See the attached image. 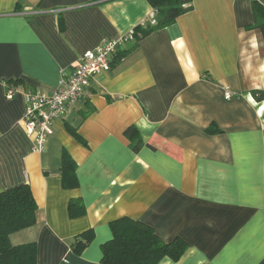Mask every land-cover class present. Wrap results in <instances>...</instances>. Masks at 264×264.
<instances>
[{
  "label": "crops",
  "instance_id": "crops-1",
  "mask_svg": "<svg viewBox=\"0 0 264 264\" xmlns=\"http://www.w3.org/2000/svg\"><path fill=\"white\" fill-rule=\"evenodd\" d=\"M191 4L169 26L122 43L34 151L23 92H54L83 52L146 27L152 8L147 0H0V191L29 185L36 222L8 240L34 242L37 264H101V244L121 217L187 243L178 260L157 264H264V100L251 94L264 88L261 34L247 28L251 0ZM64 157L76 165L73 187L63 185ZM72 199L81 215L70 214ZM88 229L92 240L75 253L74 237Z\"/></svg>",
  "mask_w": 264,
  "mask_h": 264
},
{
  "label": "trees",
  "instance_id": "trees-1",
  "mask_svg": "<svg viewBox=\"0 0 264 264\" xmlns=\"http://www.w3.org/2000/svg\"><path fill=\"white\" fill-rule=\"evenodd\" d=\"M100 1V0H92ZM155 10V24L135 27L134 37L137 43L147 34L169 26L176 18L192 8V0H147ZM253 23L247 28L257 29L262 38L264 49V5L259 0H251ZM8 86L15 85L9 81ZM255 100H264V88L251 92ZM132 149L137 150L142 142L135 127L125 130ZM264 137V129H263ZM76 165L69 157L63 158L62 178L64 187H73ZM84 209L78 199L69 203V212L78 216ZM37 219V205L28 184H19L0 191V264H37L34 242L11 245L8 235L21 228L33 225ZM112 237L101 244V264H157L162 258L178 260L185 252L187 243L180 237L166 242L145 223L121 217L111 222ZM93 231L88 229L74 237L71 244L75 253L92 240Z\"/></svg>",
  "mask_w": 264,
  "mask_h": 264
},
{
  "label": "built area",
  "instance_id": "built-area-1",
  "mask_svg": "<svg viewBox=\"0 0 264 264\" xmlns=\"http://www.w3.org/2000/svg\"><path fill=\"white\" fill-rule=\"evenodd\" d=\"M155 10L151 9L140 26L155 24ZM134 29L116 38L106 39L102 44L82 53L79 61L71 72L62 77L59 86L52 93L39 89H27L23 92L24 112L23 125L26 135L32 143V150L43 151L47 138L52 134V122L66 114L70 104L85 96L86 88L92 77L101 70L110 68V57L125 41L132 40ZM15 88L7 87L6 96L12 97ZM231 92H224L225 98L231 97Z\"/></svg>",
  "mask_w": 264,
  "mask_h": 264
}]
</instances>
